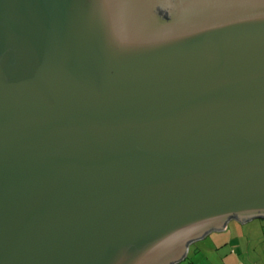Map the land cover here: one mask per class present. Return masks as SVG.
<instances>
[{
  "label": "water",
  "instance_id": "1",
  "mask_svg": "<svg viewBox=\"0 0 264 264\" xmlns=\"http://www.w3.org/2000/svg\"><path fill=\"white\" fill-rule=\"evenodd\" d=\"M264 218V0H0V264H177Z\"/></svg>",
  "mask_w": 264,
  "mask_h": 264
},
{
  "label": "crops",
  "instance_id": "2",
  "mask_svg": "<svg viewBox=\"0 0 264 264\" xmlns=\"http://www.w3.org/2000/svg\"><path fill=\"white\" fill-rule=\"evenodd\" d=\"M213 235L219 238L214 241ZM209 237L215 244L214 249L230 246L231 250L225 249L222 254L224 264H264V218L231 219L227 222V231H212L204 239Z\"/></svg>",
  "mask_w": 264,
  "mask_h": 264
},
{
  "label": "rangeland",
  "instance_id": "3",
  "mask_svg": "<svg viewBox=\"0 0 264 264\" xmlns=\"http://www.w3.org/2000/svg\"><path fill=\"white\" fill-rule=\"evenodd\" d=\"M212 237L214 238V241L219 238L214 235ZM212 237L205 239L202 238L200 241L192 242L189 245L188 255L177 264H224L222 254L225 252V249L229 252L231 248L230 246L224 245L220 248L214 249L215 244L211 240ZM197 248L199 249L196 250Z\"/></svg>",
  "mask_w": 264,
  "mask_h": 264
}]
</instances>
